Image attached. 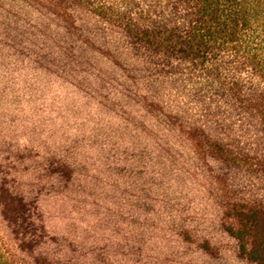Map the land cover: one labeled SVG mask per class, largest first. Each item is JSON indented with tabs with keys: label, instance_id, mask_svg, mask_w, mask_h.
I'll return each instance as SVG.
<instances>
[{
	"label": "trees",
	"instance_id": "1",
	"mask_svg": "<svg viewBox=\"0 0 264 264\" xmlns=\"http://www.w3.org/2000/svg\"><path fill=\"white\" fill-rule=\"evenodd\" d=\"M0 264H264V0H0Z\"/></svg>",
	"mask_w": 264,
	"mask_h": 264
}]
</instances>
